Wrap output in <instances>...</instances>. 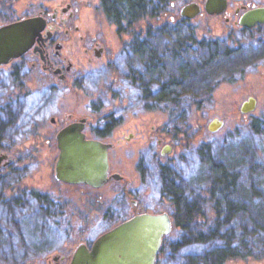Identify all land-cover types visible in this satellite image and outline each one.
<instances>
[{"label": "flooded vegetation", "instance_id": "flooded-vegetation-1", "mask_svg": "<svg viewBox=\"0 0 264 264\" xmlns=\"http://www.w3.org/2000/svg\"><path fill=\"white\" fill-rule=\"evenodd\" d=\"M226 1L228 6V0ZM128 2L129 5L126 3L114 7L116 14L111 15L108 11H111L112 7H107L103 0H96V8L114 25L115 40H107L106 32L98 29L96 25H91L85 18L82 6H74L72 1L0 0V28L25 19L39 20L38 31L29 49L18 58L0 65L1 68L9 67L8 83L0 86V109L6 110L8 117L5 121L1 119L0 124L10 125L9 127L18 131L15 124L23 114L24 103L27 104L25 101L22 103L20 97L24 99L36 94L43 104L40 106V103L36 102L33 107L36 109L33 113L35 120L30 123L38 124L45 119L38 109L49 106L48 121L55 127L49 133L53 135L56 148V134L62 128L75 123L82 125L81 132L86 139L108 144L109 180L104 185L107 187L122 183L121 198L129 204L126 215L120 212L100 215L103 224L94 234L82 227L88 226L84 219L91 217L92 213L86 212V216L78 213L77 216L80 217L75 220L82 223H74L73 228L71 224L63 223V233L67 231L73 234V245L68 248L69 240L56 245L53 250L56 255L47 260L48 264H71L79 248L84 247L91 251L100 236L124 221L145 213H166L171 223L170 231L162 237L154 264H198L192 260L194 256L191 253L203 249L183 244L179 240L180 235L185 236V233L182 228H176L175 218L180 214L172 211L174 200L164 192V178V187L158 191L157 204L147 206L142 195L143 191L150 192L155 188L154 182L161 173L166 174L169 171L170 165L162 160L178 146V142L183 141L181 145L187 147V140L193 136V133L190 134L191 127H154L146 133L143 140L138 141L137 147L134 145V150L122 144L123 140L126 141L133 134L124 136L122 132L118 134L117 130L124 115L131 109L203 107L206 99L196 100V93L208 88L212 67H223L226 64H222L221 60L218 62L217 58L221 55L206 52L210 48L208 44L204 47L206 51L200 52L197 40H149V37L158 38L156 34L165 27L163 18L166 0ZM252 6L241 5L235 12L240 11V16L245 10L243 7L248 9ZM130 8L136 11L135 16L131 14ZM226 12L225 10L224 13ZM154 13L160 15L150 21L149 14ZM237 21L235 25L245 32L256 28L260 30L259 27L264 25L256 24L251 28H244L238 25ZM30 74L38 75L39 80L44 83L39 90L25 89L20 84L22 76L27 77ZM86 93H89L88 96L92 95L84 107H80L78 100H68L70 95L78 97L80 94L86 96ZM107 93L110 101L93 100V94ZM185 93L190 94V101L181 100ZM97 95L96 97H99ZM105 105L108 111L101 110ZM101 120L104 123L101 124ZM129 150H132L131 154L134 156V173L127 176L122 168L125 164L124 153ZM14 156L9 151L0 149V167L11 166L16 160ZM1 171L3 170H0L2 179L10 174H3ZM170 179L172 180L171 177ZM172 183L178 186L174 180ZM78 185L90 187L86 184H76ZM163 197L168 199V202H163ZM20 201L27 203L22 197L0 196V203ZM53 204L52 208L55 206V209L51 208L53 212L49 216L66 220V214L61 211L60 204L55 201ZM202 215L191 213L188 218L199 219Z\"/></svg>", "mask_w": 264, "mask_h": 264}, {"label": "rangeland", "instance_id": "rangeland-1", "mask_svg": "<svg viewBox=\"0 0 264 264\" xmlns=\"http://www.w3.org/2000/svg\"><path fill=\"white\" fill-rule=\"evenodd\" d=\"M67 1H72L74 6H82L85 18L88 19L90 24L96 25L98 29L101 28L103 32H106L107 40H115L113 34L114 25L96 8V0ZM204 1L166 0L163 18V21L167 22L165 26L167 25L168 35L173 34L168 36L169 40H197V48L200 52L206 51L204 47L208 44L210 48L206 52L221 55L217 58V60L219 59L218 62L221 60L222 64H226L223 67H212L208 88L203 92L196 93V100L206 99L203 107L131 109L124 115L123 121L117 130L118 134L122 132L124 136H127L128 133L133 134L126 141L123 140L122 144L134 150V145L137 147L138 141L143 140L146 133H149L150 129L154 127H171L174 125L178 127L182 125L186 128L188 126L191 127L190 134L193 133V136L187 140V147L185 148V145H181L184 143L183 141L178 142V146L173 148L168 157L166 156L162 160L170 165L167 174H160L159 178H157L158 180L154 182L155 188L153 190L142 192L145 197L144 203L147 206L158 203V191L164 187L163 178L166 180L169 174L172 180L180 187L186 189L192 185L193 188H196V183L193 181H195V174L201 166L197 152L201 151L205 146H208L212 153L221 147L223 150H228L229 147L237 146L238 140L247 137L249 134L248 130L252 121L257 120L258 130L263 138L262 144L257 143V150H260V152L263 150L264 152V25L259 27L260 30L256 28L249 32L241 31L235 25L240 14V11L235 12L236 8L241 5L264 6V0H228L227 12L219 15L207 14L203 9ZM192 2L197 3L201 7V11L192 18H181V8ZM150 18L154 19V17ZM243 38L246 39L242 40ZM149 40L163 39L149 37ZM241 50H244L245 53ZM250 52L252 54H247ZM225 54L226 56H223ZM253 55L260 57L256 61ZM8 69L9 67H0V86L8 83ZM37 76L32 74L27 75V77L22 76L20 84L25 89L39 90L44 83ZM87 94L89 93H86V96L77 95L78 97L70 95L71 97L68 100H78L80 107H84L90 101L89 96L92 95L88 96ZM97 94H93V100L103 102L111 100L108 97V93ZM96 95L99 97H96ZM189 96L190 94L185 93L181 96V100L190 101ZM248 97H253L256 100L255 108L250 112L243 113L240 111V107ZM20 101L22 103L25 101L27 104L24 103L23 114L20 115L17 124H15L18 127V131L13 130L14 127H9L10 125L0 124V149L9 151L16 158L11 166L0 167V170H3L1 171L3 174L10 173L4 180L0 181V194L6 198H17L21 195L27 201L25 205L27 204L30 207L34 205V201L29 196L32 192L38 193V195H34L39 203L48 202V199H52L60 204L61 211L66 214V220H59V229H53L54 225L45 219V223L48 222L46 228L35 229L33 236L21 234L24 241L22 250L17 256L20 259L18 264H48L46 263L47 260L52 259L56 255V251H53L56 245L67 240H69V244H67L69 249L73 245V234L71 232L67 233V231L63 233V229L65 224H71L70 226H72L74 223H82L75 220L80 217L77 216L78 213L85 216L86 212L93 214L91 217L88 216L89 218L87 217L86 220L84 219L88 226L82 227L87 228L90 234H94L98 227L103 224L101 217L104 214L109 215L120 212L126 215L129 210V204L124 198H121L122 183L108 185L107 187L104 185L102 188L99 187L97 189L60 183L56 180L54 162L57 156V148L53 135L49 133L51 129L55 128L48 121L49 114L47 111L49 106L38 109L41 116L45 119L38 124H33L30 123L35 120L33 118L35 114L33 113L36 109L33 107L37 104L36 102H41L40 99L36 94H32L24 99L20 97ZM42 104L40 103V106ZM105 107L106 105L101 110L108 111L109 109ZM7 117L6 110L0 109V123L1 119L5 121ZM213 121L221 124L216 126L211 123ZM102 123H104L103 120H101ZM210 124L212 126L211 129H214V131L210 129ZM132 150L124 153L125 164L122 169L127 173V176L134 171ZM257 187L264 188L260 185ZM202 195L209 200L207 194L203 193ZM216 195L221 201L218 194ZM230 195H228V199L236 202L238 199L237 191L234 193L230 192ZM163 198V202H168V199ZM206 203V200L201 203V213L203 215L198 217L199 219L197 220L210 223L209 221L214 218V214L211 202H208L207 205ZM53 209H55V206H53ZM29 217H32L40 225V221H36L38 220L37 216L32 215ZM1 218H3L2 212H0V220ZM51 218L55 217L52 216ZM233 218L238 221L237 233H240V225H243V221L241 222L244 218L243 213L239 212L233 215ZM63 223L65 224L63 225ZM47 226L50 227L47 228ZM201 231H204V229L201 228ZM2 233L5 234V240L8 242V239H11L10 236L7 233ZM211 244L214 245L213 242ZM44 247L46 249L43 253L42 251L40 253L37 252L36 248L43 249ZM253 249H259V246H255ZM4 263L0 261V264ZM224 264H264V256H260L257 253L255 256L229 259Z\"/></svg>", "mask_w": 264, "mask_h": 264}, {"label": "trees", "instance_id": "trees-1", "mask_svg": "<svg viewBox=\"0 0 264 264\" xmlns=\"http://www.w3.org/2000/svg\"><path fill=\"white\" fill-rule=\"evenodd\" d=\"M103 1L107 7H112V10L108 11L111 15L116 14L114 7H120L126 3L129 5L128 0ZM130 12L135 16V10L130 8ZM159 15L154 13L149 14V17L157 19ZM166 26L158 31L159 34H156L163 40H169L168 36L173 35H168L169 31ZM247 54H252V52ZM253 56L256 61L260 57ZM0 100H2L1 97ZM256 121H252L248 130L249 134L238 140L237 146L229 147L228 150H223L221 147L213 153L208 146H205L197 152L201 166L193 181L196 183V188L191 185L190 188L184 189L172 183L169 173L166 177L164 192L174 200L173 213L180 214L175 218L176 228H182L185 233V236L180 235L179 240L183 244L203 248L191 253L194 256L192 260L198 264H224L229 259L255 256L257 253L264 256V188L257 187L258 185L264 187V152L263 150L258 151L256 147L257 143L262 144L263 142ZM1 180L4 179L0 177ZM235 191H237L238 198L236 202L228 199L230 192ZM203 193L207 194L209 200L204 198ZM34 194L38 195L35 192L29 194L34 201L32 207L27 204L26 206L25 203H21L22 201L0 203V212L3 217L0 220V261L8 264L19 263L20 259L17 256L22 250L24 241L21 234L33 236L35 229L46 228L48 222L54 225L53 229H59L60 221L49 216L53 212L51 208L54 201L48 199V202L39 203ZM205 200L212 204L214 218L209 221L210 223L189 219L191 213L202 212L201 203ZM239 212L243 213L245 219L241 220L243 225H240L241 231L237 233L239 225L233 215ZM32 215L38 217L36 221H40V225L29 217ZM45 219L48 220L47 223ZM185 223L187 225H184ZM201 228L204 231H201ZM2 232L10 236L11 239L7 238L8 242ZM212 242L214 245L211 244ZM255 246H259V249H253ZM36 249L38 253L41 251L43 253L46 247Z\"/></svg>", "mask_w": 264, "mask_h": 264}, {"label": "water", "instance_id": "water-1", "mask_svg": "<svg viewBox=\"0 0 264 264\" xmlns=\"http://www.w3.org/2000/svg\"><path fill=\"white\" fill-rule=\"evenodd\" d=\"M226 0H205L203 9L207 14H223ZM237 24L251 28L264 23V6L243 7ZM201 11L195 3L181 8L180 15L192 18ZM39 27L37 18L25 19L0 28V65L7 64L26 52L33 43ZM256 100L248 97L240 107L243 113L255 108ZM218 126L221 123L211 122ZM210 129L212 128L210 124ZM81 124H71L56 134L58 155L54 165L56 180L65 184H86L99 188L109 180L107 149L108 144L86 139ZM216 129V128H215ZM214 131V129H211ZM171 228L166 213L141 214L117 225L100 236L91 251L79 248L71 264H154L162 237Z\"/></svg>", "mask_w": 264, "mask_h": 264}]
</instances>
